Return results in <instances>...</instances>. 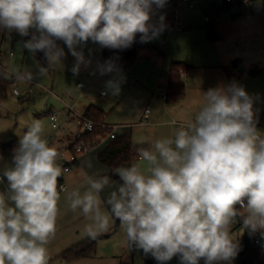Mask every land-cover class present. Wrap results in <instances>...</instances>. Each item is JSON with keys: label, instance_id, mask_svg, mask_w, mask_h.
I'll list each match as a JSON object with an SVG mask.
<instances>
[{"label": "clouds", "instance_id": "1", "mask_svg": "<svg viewBox=\"0 0 264 264\" xmlns=\"http://www.w3.org/2000/svg\"><path fill=\"white\" fill-rule=\"evenodd\" d=\"M165 0H0V29L27 36L30 53H44V75L61 64L67 46L75 57L72 71L88 66L83 50L89 39L110 49H127L135 34L148 42V21L153 5ZM101 25H103L101 27ZM106 71L113 70L107 63ZM33 72L17 73L31 81ZM106 89L119 95V81ZM253 101L245 89L232 84L210 88L194 120L175 129L171 137L138 148V162L118 167L119 177L107 199L100 193L110 177L86 173L87 188L67 194L71 211L80 210L88 221L84 233L96 239L118 220L129 246L142 249L158 262L179 254L182 264H219L239 251L233 225L259 232L264 238V134L256 127ZM35 119L20 137L13 163L0 177L7 189L0 192V264H48V245L55 238L61 199L58 178L65 169L61 153L44 135ZM90 166V165H89ZM102 204L107 212L102 210Z\"/></svg>", "mask_w": 264, "mask_h": 264}, {"label": "rangeland", "instance_id": "2", "mask_svg": "<svg viewBox=\"0 0 264 264\" xmlns=\"http://www.w3.org/2000/svg\"><path fill=\"white\" fill-rule=\"evenodd\" d=\"M208 9L175 7L169 0H165L163 7L153 5L148 25L149 34L155 32L156 35L149 40L150 44L143 43L137 47L136 58L128 68L118 69L113 66L111 72L105 70L107 62H104V58L99 62L98 58L102 54L96 47L97 42L89 39L87 46L77 48H82L85 59L90 61L88 66H80L78 74L72 71L76 63L75 57L61 41L60 46L65 52L61 64L53 65L44 75H37V64L47 67L46 58H41L37 52L35 55L30 53L25 47L27 41L19 33L0 29V61L5 65L9 76L17 77V73L32 71L34 75L31 81L18 80L16 85L19 91H23L32 84V91L35 93L34 97L26 96L23 99L14 96L11 89H7L6 97L0 99V147L14 138L20 141L28 125L35 119L44 124V135L49 142H55L64 135L66 137L69 132H78L79 126L75 122L65 124L64 118L66 113L72 117L68 109L77 113L86 96L104 111L105 124L132 125L130 128L124 127L120 134H128L135 145L149 147L155 140L173 135L175 129L172 122L187 123L194 120L203 92L210 88L227 87L233 81L235 85L243 87L252 98L253 109L258 110L262 116V127L258 130L264 132V15L261 5L254 2L249 7L221 10L213 15L209 24L204 20V13ZM179 26L183 31L177 33L176 27ZM210 26L214 32L209 31ZM34 32L32 29L29 40ZM9 52L13 53V58L6 65L4 58ZM172 61L182 62L190 68L181 77L185 85L184 97L167 107L159 95L166 93V72ZM110 80L119 81V95L114 96L107 91L106 85ZM78 83L89 86L79 89L76 86ZM101 92L106 94L104 99L99 97ZM146 107L151 110L150 124L133 125L138 123ZM49 108L58 112L56 120L57 124H62V128L51 127L49 116L46 115ZM58 151L61 152V148ZM136 162L138 160L131 164ZM10 163L8 156L0 152V176H3L4 169ZM131 164H123L121 167ZM104 171L108 176L107 168L91 161L87 169L81 165L63 174L64 189L60 192L57 232L48 245V264H162L151 254H145L142 249L129 246L125 242L120 223L117 230L114 229V218L109 230L99 235L108 237L99 238L95 251L87 258L73 262H65L60 258L62 252L88 238L84 233V225L88 221L80 210H70L67 194L76 189L81 192L86 190L85 173L95 178L104 176ZM114 186L106 187L100 193L102 201L107 199ZM3 191L0 188V192ZM102 210L107 212V207L103 204ZM232 230L237 235L239 250H242L245 244L244 230L239 225H233ZM255 247L264 262V238L260 237ZM169 264H182L179 254L169 260ZM199 264H204V260ZM219 264H240V261L235 256L231 261H221Z\"/></svg>", "mask_w": 264, "mask_h": 264}, {"label": "trees", "instance_id": "3", "mask_svg": "<svg viewBox=\"0 0 264 264\" xmlns=\"http://www.w3.org/2000/svg\"><path fill=\"white\" fill-rule=\"evenodd\" d=\"M228 6H223L221 9L216 10L215 12L218 13L220 10L227 9ZM209 24V23H207ZM30 29L29 34L27 36H23L24 40L28 41L30 38ZM209 31H213L214 29L210 26ZM141 34L136 33L135 39L133 44L130 48L127 49H110L106 47L100 46L101 53L103 58L114 64L120 69L129 67L136 58L137 55V47L143 44L140 41ZM38 55L41 58H45L44 53L38 51ZM190 67L182 62H171L167 71V80H166V104L174 103L181 100L185 94V85L182 78L179 75L180 71H184L185 73ZM10 79L6 76V73L0 69V99H4L6 97V91L9 87ZM87 118L95 121V122H102L103 112L94 106H90L86 109L85 113L83 114ZM98 131H95L91 135H83L86 139L93 138ZM121 135V134H120ZM118 135L114 140L106 142L102 148L98 150L95 155L96 161L108 169V177L110 180L115 184L120 183L119 177L114 174L115 169L121 167L123 164H131L132 162L139 159L138 156V148L140 147H147L144 145H135L131 141V138L128 134H122L121 136ZM77 142L76 137L72 142H70L67 149H70L75 143ZM19 141L15 138L0 147V152L8 156L11 164L13 163V156L15 154V149L18 148ZM78 162L71 166V169L77 166ZM59 183V180H58ZM120 222L115 220V227L114 229L117 230L118 224ZM236 225L242 226V221L237 219ZM101 237H108V236H98L96 239L87 238L86 240L77 243L71 246L66 251L60 254V258L65 262H73L84 257L91 255L96 248L97 241ZM261 237L260 233H250L247 229H244V247L242 250L238 251V256L240 264H264L261 261V257L259 251L256 249V245ZM203 260L202 258L200 261ZM199 261V262H200Z\"/></svg>", "mask_w": 264, "mask_h": 264}, {"label": "built area", "instance_id": "4", "mask_svg": "<svg viewBox=\"0 0 264 264\" xmlns=\"http://www.w3.org/2000/svg\"><path fill=\"white\" fill-rule=\"evenodd\" d=\"M251 1H258L261 5L262 13H264V0H174L171 2L174 4L175 7L184 6L187 9L192 10L196 7H212L214 9L216 6L223 7V6L233 5V4H247ZM204 20L206 23H209L211 20V16L205 15ZM12 56H13V53L9 52L7 55V58L11 59ZM0 69L3 70L6 74H8V77L10 79L8 89H11V93L14 96L20 97V96L25 95L29 97H34L35 93L32 91V89H29L26 91L18 90L17 85H16L18 81L17 77L9 76V73L6 71L5 67L1 64V62H0ZM185 74L186 73L184 71L179 72L180 77L184 76ZM232 83L235 84L234 81ZM79 86H83V85H79ZM47 92L49 91L47 90ZM100 95L105 96V93L101 92ZM159 96L162 98V100L166 99V96L164 93H161ZM68 110L69 112H71V115L74 118L75 123L79 126L80 130L76 134L77 142L70 149H66L60 152L61 157L58 159L59 161L58 163L62 166L63 169L66 170L64 174L70 171L71 166L76 164L79 161V158L81 156L87 153H90L91 151L95 149H98L106 142L114 140L118 135H120L122 129L124 128L121 125H108L103 122H95L87 118L83 114L74 113L72 109H68ZM253 111L255 114L254 118L257 121L256 127L257 129H259L260 127H262V116L258 110L253 109ZM149 113H150V109L146 107L143 113L142 120H141L143 124L147 123ZM56 115H57L56 112H52L49 115L51 126L54 129L59 128L57 124V120H56ZM172 124H173L174 129H176L178 127L185 125L186 123L173 122ZM95 131H98V133L93 138L86 139V137H83L84 134L91 135ZM261 133L264 134V132H261ZM62 176L58 178L59 180L58 188L59 189H64ZM154 264H157V263H154ZM164 264H168V262Z\"/></svg>", "mask_w": 264, "mask_h": 264}, {"label": "crops", "instance_id": "5", "mask_svg": "<svg viewBox=\"0 0 264 264\" xmlns=\"http://www.w3.org/2000/svg\"><path fill=\"white\" fill-rule=\"evenodd\" d=\"M174 1V0H173ZM169 2H171L170 0H169ZM254 2H258V1H251V2H249V3H247V4H233V5H229L228 6V8H232V7H238V8H242V7H249L252 3H254ZM172 3V2H171ZM259 3V2H258ZM173 4V3H172ZM260 4V3H259ZM173 6H174V4H173ZM201 9H208L207 10V12H205L204 13V16L205 15H209V16H211V20H210V22L212 21V17H213V15L214 14H218V13H216L215 11L216 10H218V9H221L222 7L221 6H216L214 9L212 8V7H208V8H206V7H200ZM227 8V9H228ZM191 10V9H190ZM193 10V9H192ZM224 10H226V9H224ZM262 10V9H261ZM262 15H264V13H262ZM209 22V23H210ZM174 28V27H173ZM177 29V33L178 32H182L183 31V29H182V27L181 26H179V27H176ZM146 45H148V44H150V41H148V42H144ZM100 44L99 43H97L96 44V47L97 48H99L100 49V46H99ZM82 46H87V44L85 43V44H83ZM101 51V50H100ZM92 53V52H91ZM102 53L100 52V55H101ZM12 58H13V56L11 57V59H8L7 58V56H5V58H4V64H9L10 62H11V60H12ZM102 58H103V56L101 55L100 56V58H98L99 59V62H101L100 60H102ZM1 62V61H0ZM104 62H107V63H109L108 61H106L105 59H104ZM172 62H174V61H172ZM1 64L3 65V62H1ZM98 64H100V63H98ZM113 66H115L114 64H113ZM4 67H5V65H4ZM115 67H117V66H115ZM118 68V67H117ZM128 68V67H127ZM169 68V67H168ZM99 69V66L96 68V71ZM118 69H120V68H118ZM127 70V69H126ZM168 71V70H167ZM189 71V69L187 70V72ZM186 72V73H187ZM166 75H167V72H166ZM7 76V75H6ZM166 80H167V76H166ZM79 85H83V86H79ZM77 88H79V89H86L88 86H89V84H80V83H78L77 85ZM29 89H32V84H30L27 88H25L23 91H26V90H29ZM44 90V89H43ZM48 90V89H47ZM46 90V91H47ZM46 91H44L45 93H46ZM49 91V93H51V91L50 90H48ZM21 98H23V99H26L27 97L24 95V96H20ZM87 98H86V100H84V102L81 104V108L78 110V111H76L77 113H79V114H84L85 113V111H86V109L88 108V107H90V106H94V107H96V108H99V107H97L96 105H94L93 104V102H92V100H91V98L89 97V96H86ZM99 97L101 98V99H104L105 97H106V94H105V96H101V95H99ZM30 98V97H29ZM94 101V100H93ZM165 101V100H164ZM62 105V104H61ZM63 106H64V103H63V105H62V108H63ZM166 106L167 107H169L170 106V104H166ZM71 107H74L73 105L71 106ZM64 108H65V106H64ZM63 108V109H64ZM102 112H103V116H102V122L104 123V117H105V114H104V111L101 109V108H99ZM150 109V108H149ZM144 110L145 109H143V111H142V113H141V115H140V117H139V121H138V123H136V124H133V125H138V126H147V125H149L150 124V116H151V110H150V113H149V117H148V121H147V123L146 124H143L142 122H141V120H142V117H143V113H144ZM52 112H55V110H53L52 111V109L51 108H49L48 110H47V112H46V115H50ZM56 113H57V115H56V117L58 116V112L56 111ZM66 113V112H65ZM50 121V120H49ZM64 122H65V124H70V123H72V122H75L74 121V118L73 117H70V116H68V114L66 113V115H65V118H64ZM173 123V122H172ZM171 123V125L173 126V124ZM179 123V122H178ZM185 123V122H184ZM188 123V122H187ZM76 124V123H75ZM117 125V124H116ZM58 126H59V128H57V129H60V127L62 128V124L61 123H59L58 124ZM76 126H78L77 124H76ZM122 126V125H121ZM132 126V125H131ZM131 126H125V125H123V127H126V128H130ZM52 127V126H51ZM78 129H79V127H78ZM129 130V129H128ZM79 132V131H78ZM78 132H75L74 134L72 133V132H69V135L68 136H66L65 137V135H64V137L63 138H57L56 139V141L55 142H53V141H50L49 142V144L51 145V146H59V145H61L60 146V148H61V151H63V150H66L67 148H68V146H69V144H70V142H72L73 140H74V138L76 137V134L78 133ZM127 132V131H126ZM73 134V135H72ZM126 134V133H125ZM17 141H19L17 138H15ZM61 143V144H60ZM64 143H66V144H64ZM64 144V145H63ZM104 146V144L101 146V147H99L97 150H95L94 152H90V153H87V154H85V155H83V156H81L80 158H79V161H78V164H77V166L75 167V168H79L81 165H83L86 169H87V167H89V165L91 164V161H92V163H97V161H96V158H95V155H96V153L98 152V150L100 149V148H102ZM60 148H58V149H60ZM11 164V163H10ZM10 164H8L7 165V167H10L11 165ZM94 166H96V164H94ZM99 168V167H98ZM74 169V168H73ZM95 169H97V167H95ZM104 174V176H107V172L106 171H104L103 172ZM2 183H4V184H1L0 185V188H3L4 189V191H6V189H7V180H6V177L4 178V181L2 182ZM114 185H113V183L110 181V186L108 187V188H112ZM115 187V186H114ZM88 257V256H87ZM87 257H84V258H87ZM84 258H82V259H84ZM79 260H81V259H79ZM262 260H264V258H262ZM77 261V260H76ZM166 262H168V264H169V261H166Z\"/></svg>", "mask_w": 264, "mask_h": 264}, {"label": "water", "instance_id": "6", "mask_svg": "<svg viewBox=\"0 0 264 264\" xmlns=\"http://www.w3.org/2000/svg\"><path fill=\"white\" fill-rule=\"evenodd\" d=\"M166 263V261L162 262V264Z\"/></svg>", "mask_w": 264, "mask_h": 264}]
</instances>
